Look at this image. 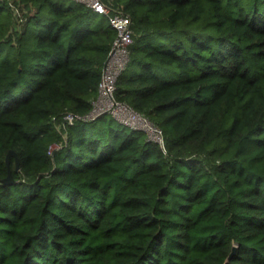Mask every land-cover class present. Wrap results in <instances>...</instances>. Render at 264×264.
<instances>
[{
  "label": "trees",
  "instance_id": "trees-1",
  "mask_svg": "<svg viewBox=\"0 0 264 264\" xmlns=\"http://www.w3.org/2000/svg\"><path fill=\"white\" fill-rule=\"evenodd\" d=\"M102 1L132 20L115 96L163 144L63 123L98 94L106 15L0 0V264H264V0Z\"/></svg>",
  "mask_w": 264,
  "mask_h": 264
},
{
  "label": "built area",
  "instance_id": "built-area-1",
  "mask_svg": "<svg viewBox=\"0 0 264 264\" xmlns=\"http://www.w3.org/2000/svg\"><path fill=\"white\" fill-rule=\"evenodd\" d=\"M92 8L94 11L106 15L116 30V36L104 63L98 94L92 100V108L86 114L66 112L63 123L73 124L77 119L93 120L104 114H111L121 123L143 131L149 130V137L163 144V135L159 127L155 126L147 117L134 110L127 103L115 96L116 81L125 69L130 59V45L133 42L131 17L122 11H111L102 0H75ZM146 132V133H147ZM57 144L52 147H57Z\"/></svg>",
  "mask_w": 264,
  "mask_h": 264
},
{
  "label": "water",
  "instance_id": "water-1",
  "mask_svg": "<svg viewBox=\"0 0 264 264\" xmlns=\"http://www.w3.org/2000/svg\"><path fill=\"white\" fill-rule=\"evenodd\" d=\"M11 156H14L15 159H16V165H15V168L18 170L19 169V157L16 153V151L14 149H10L6 155V161H7V164H8V173L7 175L1 179V182L3 183H12L13 182V176H12V173H11V167L9 166V160L11 158ZM235 247H233V250L232 252L234 251Z\"/></svg>",
  "mask_w": 264,
  "mask_h": 264
},
{
  "label": "rangeland",
  "instance_id": "rangeland-1",
  "mask_svg": "<svg viewBox=\"0 0 264 264\" xmlns=\"http://www.w3.org/2000/svg\"><path fill=\"white\" fill-rule=\"evenodd\" d=\"M16 12H17L19 18H22V17H23V11H22V10H18V11H16ZM48 18H49V17H48ZM48 18H46V19H48ZM19 20H20V19H19ZM20 21H21V20H20ZM146 132H147V131H146ZM148 132H149V130H148ZM148 132H147V135H148L149 137L153 136V134H149L150 132H149V133H148Z\"/></svg>",
  "mask_w": 264,
  "mask_h": 264
}]
</instances>
